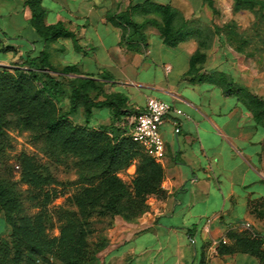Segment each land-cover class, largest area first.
<instances>
[{"label":"crops","instance_id":"crops-1","mask_svg":"<svg viewBox=\"0 0 264 264\" xmlns=\"http://www.w3.org/2000/svg\"><path fill=\"white\" fill-rule=\"evenodd\" d=\"M12 1L9 20L0 24V50L7 53L0 66L46 51L53 66H75L76 77L95 80L133 112L144 110L149 98L183 112L169 114L160 128L164 196L151 197L138 220L115 221L100 264H194L201 247L206 264H264L263 244L262 256L218 253L222 240L232 243L229 232L264 234V220L252 209L264 200V126L238 94L226 93L241 88L264 101V63L224 37L234 0H212L213 7L208 0H149L176 11L174 26H184L185 38L175 45L155 26L144 24L140 36L108 18L129 10L138 24L161 21L139 9L148 0H43L45 23H64L72 33L50 43L30 24L24 0ZM198 52L203 58L193 62Z\"/></svg>","mask_w":264,"mask_h":264},{"label":"trees","instance_id":"trees-1","mask_svg":"<svg viewBox=\"0 0 264 264\" xmlns=\"http://www.w3.org/2000/svg\"><path fill=\"white\" fill-rule=\"evenodd\" d=\"M43 0H24V5L31 12L30 24L45 43L60 37L71 36V31L64 23L47 25ZM213 7L212 0H208ZM264 0H234V10L249 9L264 17L261 9ZM145 13H158L162 20L147 18L138 24L128 18L126 13L109 16V20L124 21L131 34L141 33L144 24L155 26L164 37L166 44L175 45L185 38L184 26L175 28L176 11L170 5H161L146 1L139 6ZM214 9V8H213ZM215 11V10H214ZM203 58L198 52L193 62ZM25 69L15 68L13 71L0 66V149L9 136L7 128L12 119L20 126L33 130L44 140L49 150L60 155H74L78 159L79 178L84 185L76 197V204L83 214L120 215L132 220L144 209V199L149 193L157 197L164 196L162 181L164 170L162 165L145 152L143 147L126 136V120L124 116L133 111L127 108L125 99L116 94L106 95L100 84L91 78L74 77L69 81L71 88L70 110L75 114L82 103L85 108V122L88 123L94 108L108 107L112 121L109 126L100 129L91 128L88 124L81 126L70 121L67 114H61L55 99L62 94V82L50 72L61 75H75V66L56 68L50 61L46 51L39 55L27 56L23 59ZM40 87L37 88L36 84ZM95 90L92 97L90 92ZM227 94H238L251 107L254 118L264 126V101L243 89L227 90ZM104 97L103 99H100ZM11 115V116H10ZM14 117V118H13ZM12 118V119H11ZM122 124L123 130L115 126ZM109 132L112 136H109ZM137 160L136 178L131 188L118 174ZM27 176H35L33 166L29 167ZM17 194L14 187L0 176V212H6L7 221L12 227L11 246L0 239V264H42L48 261L52 253L51 241L42 234L37 218L22 214L17 209ZM104 199V201H101ZM252 209L259 216L264 215V200L253 204ZM112 225V224H111ZM71 237L81 241L84 233L82 222L78 219L69 223ZM231 244L221 243L218 246L220 255L235 252H248L262 256V240L249 233L229 232ZM11 253V254H10ZM11 255V256H9ZM82 258L73 256L68 249L62 256L63 264H86ZM204 249L197 248L194 264H206Z\"/></svg>","mask_w":264,"mask_h":264},{"label":"rangeland","instance_id":"rangeland-1","mask_svg":"<svg viewBox=\"0 0 264 264\" xmlns=\"http://www.w3.org/2000/svg\"><path fill=\"white\" fill-rule=\"evenodd\" d=\"M7 5L8 7H5ZM14 5L16 2L9 0V3L6 2L5 5L0 6V24L9 20L5 14L9 7ZM261 12L264 14V8ZM233 16L234 18L229 22L232 28L223 31L224 37L232 40L236 49L250 53L253 58L261 55L263 64L264 17L249 9L234 10ZM15 19L17 25L25 24L21 15L15 16ZM6 55V52L0 50V59L6 58ZM9 63L11 66L5 67L11 71L17 67L25 69V63L19 57ZM50 74L62 82V94L54 101L61 114H67L71 122L81 126L88 124L96 129L109 126L112 118L108 107L94 108L88 123L85 122V108L82 103L77 113H68L71 94L69 81L76 76L53 72ZM36 87L39 88L40 85L37 83ZM95 92L92 90L90 95L93 97ZM115 127L121 131L124 128L122 124ZM7 132L9 136L0 149V176L16 190L17 209L20 208L22 214L37 218L42 234L51 241L52 253L48 254V261L42 264H63L62 256L68 249H71L73 256L78 259L84 255L83 260L86 264H100L101 253L108 241L107 230L117 219L133 222L141 218L149 210V199L156 196L153 193L147 194L144 199V211L132 220H126L120 215L112 217L94 212L85 215L75 201L84 187L79 178L77 157L72 154L65 156L53 153L37 132L18 125L14 119L7 128ZM108 134L112 136L111 132ZM30 166H33L35 176L26 175ZM136 169L137 160L118 174L131 188L136 178ZM260 218L264 220V215ZM77 219L82 222L84 233L83 239L78 242L72 239L69 229V223ZM11 232L12 227L7 221L6 212L2 210L0 239L8 243L12 252Z\"/></svg>","mask_w":264,"mask_h":264},{"label":"built area","instance_id":"built-area-1","mask_svg":"<svg viewBox=\"0 0 264 264\" xmlns=\"http://www.w3.org/2000/svg\"><path fill=\"white\" fill-rule=\"evenodd\" d=\"M171 113L183 115L182 110L173 108L171 104L149 98L144 110L132 112L127 116L124 134L139 143L147 154L159 162L165 156V142L160 128ZM174 125L175 133H179V123L176 121ZM254 236L262 240L264 247V234ZM222 243H226V240H222Z\"/></svg>","mask_w":264,"mask_h":264}]
</instances>
